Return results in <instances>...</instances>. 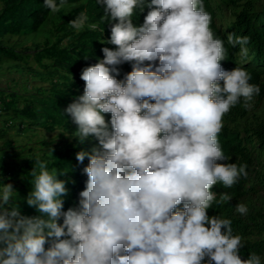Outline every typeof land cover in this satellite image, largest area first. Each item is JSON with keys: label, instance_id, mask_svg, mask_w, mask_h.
I'll list each match as a JSON object with an SVG mask.
<instances>
[{"label": "clouds", "instance_id": "clouds-1", "mask_svg": "<svg viewBox=\"0 0 264 264\" xmlns=\"http://www.w3.org/2000/svg\"><path fill=\"white\" fill-rule=\"evenodd\" d=\"M112 21L103 59L82 69L83 94L64 112L74 137L88 150L76 153L87 180L78 206L64 210L65 172L35 161L21 214L11 183L0 181V264H262L240 255L244 238L232 220L208 215L247 164L228 162L220 133L224 117L243 102L251 108L260 87L244 67L226 70L229 49L214 33L204 0H96ZM67 0H44L59 13ZM143 23L133 17L143 13ZM81 11L69 21L88 23ZM104 31V29H103ZM250 37L228 33L227 44L246 57ZM131 71L118 79L119 65ZM110 114V119L106 116ZM53 155V149L50 150ZM247 215L244 203L235 205Z\"/></svg>", "mask_w": 264, "mask_h": 264}, {"label": "trees", "instance_id": "trees-1", "mask_svg": "<svg viewBox=\"0 0 264 264\" xmlns=\"http://www.w3.org/2000/svg\"><path fill=\"white\" fill-rule=\"evenodd\" d=\"M204 2L206 10L213 17L211 27L214 33L217 37L224 39L225 47L229 49L227 60L222 62L223 67L226 70L236 66L246 68L251 76L249 82L260 87V94L255 96L252 102L260 101L264 98V4L261 9H254V0H204ZM224 4L242 5L227 29L221 27L217 21L218 11ZM81 11L87 12L89 24L98 25L96 30L85 26L82 31L77 32L70 27L69 21L75 19ZM147 11V8L143 13L137 11V15L133 17L134 23L142 24ZM56 14L57 18L54 22V30L50 32L51 35L37 45L33 54L26 53L14 46L5 45L3 40L39 32L52 13L44 6V0H1L0 63L8 60L29 61L32 55L34 61L44 69L43 77L48 84L40 85L35 91L28 93L0 90V111H4L9 119L21 117L20 122L26 131L35 128L46 130L60 128L62 133L67 134L58 142L42 139L41 143L46 144L42 150L36 151L33 145L23 147H27L29 156L17 168L20 180L11 184L17 193L15 199L21 214L29 217L38 215L36 209L29 207L26 203V198L33 187L30 173L35 167L37 158L48 161L49 170L56 168L58 172H65L58 177L67 182L68 195L63 197L64 210L78 206L79 193L85 188L87 180L82 169L88 161L85 159L84 163L80 164L76 160V153L90 149L94 141L81 144L73 136L76 125L64 110L83 94L84 82L80 79L82 69L103 59L102 48L115 47L102 43L103 40L110 39V29L114 22L103 19V8L96 3V0H67L65 8ZM228 33L250 37V42L246 45L248 49L246 57H241L239 46L231 48L227 44ZM118 68L120 75L117 78L123 79L124 75L131 71V64L124 63ZM248 111L249 108L243 107V102L232 108L224 117V127L219 136L224 153L229 158L228 162H235L238 165L247 164L248 175L246 178L242 176L231 188H224L218 184L213 189L218 194L217 198L220 193L226 192L232 196V200L223 205L214 204L213 208L208 210L209 216L219 215L232 220L233 234H239L244 238L245 247L240 253L243 259H247L250 252H255L264 258V210L254 212L247 219L244 215L237 213L234 207L237 201L255 194L261 187L264 188V170L259 168L253 157L252 147L256 144L253 135L250 133L242 135L237 127L229 124V121L237 120ZM106 119H110V114L106 116ZM5 131V127H0V137H4ZM252 132L257 142L264 146V121L253 127ZM5 144L8 147L19 146L14 145L10 139H5ZM51 149H53V155H50ZM7 170L11 168H4L0 177L3 183H9L4 176ZM254 234L258 237L252 238Z\"/></svg>", "mask_w": 264, "mask_h": 264}, {"label": "rangeland", "instance_id": "rangeland-1", "mask_svg": "<svg viewBox=\"0 0 264 264\" xmlns=\"http://www.w3.org/2000/svg\"><path fill=\"white\" fill-rule=\"evenodd\" d=\"M264 0H254V9H261ZM1 6V0H0ZM242 5H222L218 11L217 21L219 25L225 29L235 19V13L241 9ZM57 14L51 15L50 19L44 24L42 29L34 34L28 36H13L5 38L3 43L8 46L33 54L34 49L38 44L42 43L47 36H50L54 30V22ZM29 61L8 60L0 63V90L11 91L16 90L21 93L33 92L36 87L40 85H47L48 81L43 77L45 71L33 59L32 55ZM21 117L9 119V116L0 111V127H5L4 137H0V177L4 168H11L7 170V177L9 183H16L20 180L17 174V168L23 164L29 153L24 146L33 145L36 151L42 150L46 144L41 143L42 139L47 141L58 142L61 138L67 136L60 128L55 130H46L44 128H35L34 130H24V125L20 122ZM264 121V98L260 101L252 102V107L246 115L238 118L235 121H229L230 126L237 127L242 135L250 133L254 137L256 143L253 148V157L257 162L259 168L264 170V146L257 142L255 134H253V127H256L260 122ZM250 127V128H249ZM252 127V128H251ZM249 130L246 131V129ZM5 139H10L16 147H8L5 144ZM55 139V140H53ZM258 187V185H255ZM244 203L248 208V214L244 215L247 219L256 211L264 210V188H259L255 194H250L243 200L237 201ZM236 211V210H235ZM254 234L252 238H257ZM264 258H262V263Z\"/></svg>", "mask_w": 264, "mask_h": 264}]
</instances>
